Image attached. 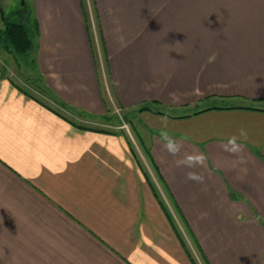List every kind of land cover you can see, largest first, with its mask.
Masks as SVG:
<instances>
[{"label": "crops", "instance_id": "1", "mask_svg": "<svg viewBox=\"0 0 264 264\" xmlns=\"http://www.w3.org/2000/svg\"><path fill=\"white\" fill-rule=\"evenodd\" d=\"M32 1L39 83L0 66V264H264V0H93L101 45L84 0Z\"/></svg>", "mask_w": 264, "mask_h": 264}, {"label": "rangeland", "instance_id": "2", "mask_svg": "<svg viewBox=\"0 0 264 264\" xmlns=\"http://www.w3.org/2000/svg\"><path fill=\"white\" fill-rule=\"evenodd\" d=\"M85 5L89 11V21L92 26V19L94 25L91 27V32H93L92 37L94 36V41L96 44H100V33L98 29V25L96 23L95 17V10L93 0H84ZM0 6L2 7L6 20H20L22 19L23 13L20 12L24 7L30 10V16L32 18L35 17L34 8H33V1L32 0H0ZM0 13L1 10H0ZM5 27V20L3 19L2 15L0 14V28L3 29ZM37 36L34 37V51L35 46L37 44ZM99 41V42H98ZM31 51L30 60L28 62L27 59L23 57H18V59L14 58L10 53L6 52L0 47V66H5L10 77H12L19 85L26 87V84H30V87L37 86L39 83V73L36 65V58L34 59L33 52ZM96 62L98 60L99 66V78L102 83L103 93L106 96L108 101V107L111 111V115L113 116L114 120V127L111 126V129L115 130H123L126 135L129 137L131 145L133 146L134 150H136V154L145 153L141 142L139 141L138 134H136V130L133 127L132 120L134 121V111H125L123 108L118 104L113 94L109 75L107 71L106 60L104 58L103 52L97 53ZM99 57V58H98ZM27 62V63H26ZM111 97L113 99H111ZM119 108V111L116 108ZM136 117V116H135ZM139 120V118H138ZM140 121V120H139ZM138 125L139 122L135 121ZM141 122V121H140ZM127 124L130 128V132L134 137V140L130 137L126 128L121 127L123 124ZM137 142V144H136ZM138 146V147H137ZM148 157V156H147ZM150 167V163L148 162Z\"/></svg>", "mask_w": 264, "mask_h": 264}, {"label": "trees", "instance_id": "3", "mask_svg": "<svg viewBox=\"0 0 264 264\" xmlns=\"http://www.w3.org/2000/svg\"><path fill=\"white\" fill-rule=\"evenodd\" d=\"M0 10L2 12L0 14L5 20V27L3 29L0 28V47L10 53L14 58L18 59V57H23L29 62V56L35 44L34 37L38 34V23L36 18H32L30 16V10L24 7L20 11L23 13L22 19L9 21L6 20L5 13L1 6ZM1 68L4 74L7 73L6 64ZM142 109H148V107ZM141 145L144 147L148 158H150L149 151L142 141ZM152 165L155 166L154 163Z\"/></svg>", "mask_w": 264, "mask_h": 264}, {"label": "clouds", "instance_id": "4", "mask_svg": "<svg viewBox=\"0 0 264 264\" xmlns=\"http://www.w3.org/2000/svg\"><path fill=\"white\" fill-rule=\"evenodd\" d=\"M162 123L165 128L167 127V119L166 117L163 119ZM160 137L164 142V149L173 156H178L181 153L183 148V144L172 138L166 130H162L160 133ZM247 139V132L244 129L239 131V135H232L227 139V143L222 145L224 151L229 152L232 155L237 157V162L242 163L243 157L240 155L243 151V146L238 143L239 139ZM208 157L201 152H185L184 155L176 161V165L178 167L183 166L187 168H195L197 166L203 167ZM186 178L188 180H195L198 182H203V176L195 173L188 172L186 174Z\"/></svg>", "mask_w": 264, "mask_h": 264}, {"label": "built area", "instance_id": "5", "mask_svg": "<svg viewBox=\"0 0 264 264\" xmlns=\"http://www.w3.org/2000/svg\"><path fill=\"white\" fill-rule=\"evenodd\" d=\"M111 99H113V98L111 97ZM116 109L119 111V108H118V107H117ZM121 127L126 128L127 131H128V133H129V135H130V137L134 140V137H133V135H132L131 132H130V128H129V126L125 123V124L121 125ZM136 144H137V142H136ZM137 145H138V144H137ZM137 147H138V146H137Z\"/></svg>", "mask_w": 264, "mask_h": 264}]
</instances>
